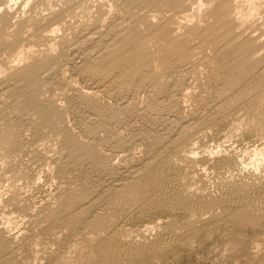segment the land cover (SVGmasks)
Returning <instances> with one entry per match:
<instances>
[{"label": "rangeland", "instance_id": "1", "mask_svg": "<svg viewBox=\"0 0 264 264\" xmlns=\"http://www.w3.org/2000/svg\"><path fill=\"white\" fill-rule=\"evenodd\" d=\"M28 1L0 15V264H264V0Z\"/></svg>", "mask_w": 264, "mask_h": 264}, {"label": "bare ground", "instance_id": "2", "mask_svg": "<svg viewBox=\"0 0 264 264\" xmlns=\"http://www.w3.org/2000/svg\"><path fill=\"white\" fill-rule=\"evenodd\" d=\"M22 0H7L5 3H3V0H0V15L4 12H8V11H10V10H12V9H14L13 7H16L17 5H19L20 4V2H21ZM131 2V1H134V0H128V2ZM146 1H148V0H146ZM151 1V0H150ZM164 1V0H163ZM175 1V0H174ZM177 1V0H176ZM161 2V1H160ZM172 2V1H171ZM214 2V1H213ZM185 4V3H184ZM24 8L26 9V8H28V6H29V1L28 0H25V4H24ZM144 6V5H143ZM145 6H147V5H145ZM216 10V9H215ZM179 11V10H178ZM10 12H13V11H10ZM7 14V13H6ZM8 15V14H7ZM3 16V15H2ZM2 18V17H1ZM0 18V19H1ZM222 19V18H221ZM12 20V19H11ZM8 21V20H7ZM149 21V20H148ZM151 21V20H150ZM188 26V25H187ZM227 28V27H226ZM136 29V28H135ZM20 30V29H19ZM157 32H158V30H156ZM166 31V30H165ZM192 31V30H191ZM221 32V31H220ZM53 33V32H52ZM160 33V32H159ZM157 34V33H156ZM155 35V34H154ZM156 36V35H155ZM163 36V35H162ZM202 36V35H201ZM200 36V37H201ZM211 36V35H210ZM199 37V36H198ZM141 38H142V36H141ZM125 39V38H124ZM139 39V38H138ZM142 39H144V38H142ZM191 39V38H190ZM127 40V39H126ZM177 40V39H176ZM211 40V39H210ZM144 41H145V39H144ZM147 43V42H146ZM122 44V43H121ZM247 45V44H246ZM123 46V45H122ZM126 46L128 47L127 48V54L126 55H124L123 56V59H126V61H129V64L131 65V66H133V60L135 61V59L134 58H136L138 55H143L144 56V54H146V49H145V47H144V45H143V40L141 41V39H140V41H137L136 42V39H134V38H132V35L129 37V39H128V41H127V43H126ZM126 48V47H125ZM120 49V48H119ZM244 49H245V47H244ZM125 50V49H124ZM177 50V49H176ZM243 50V49H242ZM23 51L24 50H19L18 51V53H17V55H16V59L17 60H19V59H21V58H23ZM121 51V50H120ZM236 50H234V52H235ZM240 51H241V49H240ZM246 51V50H245ZM238 52V49H237V51L235 52V53H237ZM246 53V52H245ZM248 53V52H247ZM120 54V53H119ZM244 54V53H243ZM232 55V54H231ZM247 55V54H246ZM172 56V55H171ZM241 55H239L238 57H240ZM13 57V56H12ZM185 57V56H184ZM241 57H243V56H241ZM120 58H122V57H120ZM113 59V58H112ZM146 59V58H145ZM244 59V58H243ZM138 60V59H137ZM238 60V59H237ZM113 61H116V59L115 60H113ZM113 61H111V62H113ZM140 61V60H139ZM138 61V62H139ZM182 61V60H181ZM236 61V60H235ZM137 63V62H136ZM240 63V62H239ZM111 64H114L113 66L114 67H117L118 65H121V64H118L117 66H115V64H117L116 62L115 63H111ZM140 64V63H139ZM125 65V64H124ZM124 65H122V67L124 66ZM127 66H128V63H127ZM225 66V65H224ZM134 67V66H133ZM133 67H131L132 69H133ZM142 67V66H141ZM131 68H129L128 67V69H131ZM140 68V67H139ZM143 68V67H142ZM153 69V68H152ZM137 70V69H136ZM135 72V70L134 71H132V73H130L131 75L133 74ZM139 72V71H138ZM141 72V71H140ZM136 73V72H135ZM119 77V76H118ZM162 162H164V161H162ZM161 163V162H160ZM231 163V162H230ZM167 165V164H166ZM168 165H170V164H168ZM232 165V164H231ZM235 165V164H234ZM170 168V167H169ZM236 168V167H235ZM166 169V168H165ZM182 170V169H181ZM161 172V171H160ZM155 173V172H154ZM156 173H157V171H156ZM156 173H155V175H156ZM165 173V172H164ZM163 174H162V172L160 173V174H157V176H156V181H157V186L158 187H160V183H161V178L163 179H165L166 178V175L164 176H162ZM178 175V174H177ZM169 176V175H168ZM172 178H173V176H172ZM152 179H153V177H152ZM176 179V178H175ZM232 180V179H231ZM154 181V180H153ZM155 181V182H156ZM155 184V183H154ZM162 184V183H161ZM162 186V185H161ZM240 186V185H239ZM162 188H163V186H162ZM159 190H161V189H159ZM235 190V189H234ZM178 192V191H177ZM156 193V192H155ZM164 193H165V190H164ZM169 193V192H168ZM154 194V193H153ZM171 194V193H170ZM158 195V194H157ZM161 195V194H160ZM163 195V194H162ZM173 195V194H172ZM178 195V194H177ZM182 195V194H181ZM175 196V194H174V196L176 197V198H178L177 200H176V198L175 199H173L172 197H170L169 195H167V193H165L164 195H163V199L164 200H166V201H169V200H171V198L173 199V200H176L177 202H178V200L181 202V203H183L184 201H185V199L187 198V197H185V199L182 197V196ZM173 196V197H174ZM187 200V199H186ZM188 201V200H187ZM194 201V200H193ZM201 201V200H200ZM252 201V200H251ZM250 200H249V203H247L248 204V206H246L247 208L245 209V212H244V214L246 213V216H251V217H254V216H257V215H259L260 216V213H262V212H260V213H257V212H255V210H254V207L252 206V203L253 202H251ZM177 202H175V203H177ZM185 203V202H184ZM193 203V202H192ZM200 203V202H199ZM211 203V202H210ZM202 204H203V202H202ZM178 205V204H177ZM187 205V204H186ZM189 205V204H188ZM254 205V204H253ZM176 207V206H175ZM186 208V207H185ZM206 209V208H205ZM264 217V216H263ZM208 225V224H207ZM186 237V236H185ZM176 241V240H175ZM134 242V241H133ZM116 243V242H115ZM172 243V242H171ZM169 244V243H168ZM113 245V244H112ZM116 246H117V244H116ZM115 246V247H116ZM118 246H119V244H118ZM140 246V245H139ZM114 247V246H113ZM133 247H134V245H133ZM136 247V246H135ZM138 247V246H137ZM120 248V247H119ZM121 248L122 249H124L125 247H123V246H121ZM146 248V247H145ZM117 249V248H116ZM138 249V248H137ZM136 249V250H137ZM135 250V249H134ZM129 251H131V250H129Z\"/></svg>", "mask_w": 264, "mask_h": 264}]
</instances>
